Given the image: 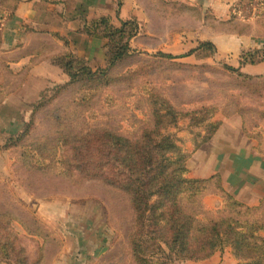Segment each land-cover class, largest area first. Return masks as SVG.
<instances>
[{
  "label": "trees",
  "instance_id": "trees-1",
  "mask_svg": "<svg viewBox=\"0 0 264 264\" xmlns=\"http://www.w3.org/2000/svg\"><path fill=\"white\" fill-rule=\"evenodd\" d=\"M116 7L118 14L120 6ZM131 23L121 21L120 27H115L108 17H101L85 26L82 32L86 35L106 40L103 66L92 71L84 58L70 52L54 58L53 64L63 71L67 81L44 90L39 100L30 105L32 116L69 89H74L75 97L67 106L51 112L50 132L31 137L29 132L34 123L31 118L18 134L6 139L1 150L16 153L14 168L22 174L62 179L75 190L92 184L122 197L129 205L132 222L120 251L113 254L119 257L116 264L199 262L225 247L231 248L237 264H264V237L261 235L264 232V198L259 205L248 206L224 188L219 175L189 178L190 155L178 145L177 136L168 132L177 127L179 120L187 118L192 127L202 129L195 134L193 147L196 151L219 128V123L211 121L217 111L215 106L200 104L183 111L156 87L149 88L142 83L139 91L145 108L137 109L141 113L145 111L146 120L135 118L139 124L134 132L91 120L99 116L95 106L111 100L105 90L124 85L135 76L134 71L121 68L131 56L129 42L136 35V26ZM212 49L210 42L197 47V50ZM155 57L169 62L177 58L162 52ZM242 57L252 65L264 62V52L259 50H250ZM225 68L239 86L261 96L264 77L236 71L230 66ZM246 111L244 104L235 102L234 113L245 117ZM254 113L264 120V108L256 106ZM252 138L264 152V130ZM207 195L222 199L216 217L209 216L211 214L202 207ZM32 221L33 227L28 221L20 222L25 234L30 239L48 240L51 235H43V230H39L40 222ZM14 223L19 221L12 213L0 211V264H43L42 249L38 248L31 257Z\"/></svg>",
  "mask_w": 264,
  "mask_h": 264
},
{
  "label": "rangeland",
  "instance_id": "rangeland-1",
  "mask_svg": "<svg viewBox=\"0 0 264 264\" xmlns=\"http://www.w3.org/2000/svg\"><path fill=\"white\" fill-rule=\"evenodd\" d=\"M121 2L122 0H117L118 8ZM132 5L131 14L136 13L128 20L132 25L135 24L136 35L129 42L131 56L122 63L121 68L134 71L135 76L124 85L105 90L111 100L95 106L99 115L96 119H91L92 111L88 113L92 121L114 129L134 132L139 124L135 118L146 120L145 111H142L145 115L143 116L137 109L145 108L139 86L146 83L149 88L156 87L183 111L200 104L215 106L217 111L211 121L219 123L218 130L221 127L223 129L224 124L227 127V122L230 128L235 129L241 124L243 134L250 140L257 132L264 130V120L261 116L260 120L254 113L256 106L259 109L264 108V90L260 97L249 93L245 87L239 86L233 74L225 68L230 66L236 71L244 72L241 67L252 65L242 57L252 49L243 50L234 56V51L229 50L232 44L222 40L227 33L239 32L241 29L231 22L222 21L215 14L212 15L209 9L200 7L197 0H134ZM259 20H262L261 28L264 30V13L256 19H244L246 22ZM215 36H218V40L205 39ZM101 40L104 48L106 40ZM205 42H210L213 49L197 50ZM161 52L177 58L171 62L160 61L155 56ZM104 53L103 49V61ZM103 61L96 67L86 66L95 71L103 66ZM259 67L255 66V70L249 73L256 72ZM261 76L264 77V74ZM81 96L80 94L77 97ZM73 97L74 89H69L46 108L33 116L30 113L24 123L31 118L34 120L30 136L38 137L50 132L52 120L49 115L54 109L67 106ZM235 102L246 106L245 117L233 112ZM21 128L14 131L15 134ZM201 130L192 127L187 118L179 120L177 127L168 130L177 136L178 145L190 155L187 176L188 168L193 171L196 166L197 175H205L210 171L209 158L214 154L213 151L207 147L200 149L206 143L196 151L193 147L195 134ZM15 134L0 136V211L12 213L19 221L13 227L23 236L22 243L30 256L34 257L40 248L44 253L43 264H116L119 257H113V254L120 251L131 229L132 214L128 203L113 191H107L100 186L87 184L83 189L75 190L65 180L26 175L15 170L16 153L1 150L6 139ZM256 143L260 151L261 145L257 141ZM231 154L222 151L221 155L226 159ZM203 165L205 168L202 169ZM230 194L234 197L231 192ZM221 205L222 203L219 207L216 205L213 210H207V207L205 209L211 214L209 216L216 217V211ZM33 219L40 222L39 230H43V235H51L48 240L41 237L30 239L25 234L20 222L28 221L33 227ZM76 254L78 257L74 259ZM110 259L112 260L108 262ZM180 264L197 262L184 261Z\"/></svg>",
  "mask_w": 264,
  "mask_h": 264
},
{
  "label": "crops",
  "instance_id": "crops-1",
  "mask_svg": "<svg viewBox=\"0 0 264 264\" xmlns=\"http://www.w3.org/2000/svg\"><path fill=\"white\" fill-rule=\"evenodd\" d=\"M133 1L122 0L116 14L117 0H0V136L15 134L14 131L19 130L30 116V105L39 100L40 94L67 81L63 71L53 64L54 58L70 52L84 58L89 67H96L103 61L101 38L86 35L83 28L101 17H108L111 25L119 26L121 21L135 15L136 12L131 14ZM241 1L197 0V3L222 21L241 29L240 34L230 32L222 38L232 44L229 50L234 51V56L255 48L264 52L262 20L246 22L244 19L247 18L238 16L234 7ZM217 37L205 39L218 40ZM255 66L260 67L249 73ZM261 69L264 70V62L241 67L250 75H263ZM225 125L200 148L207 147L214 153L209 158L210 171L197 175L196 166L193 171L188 168V176L209 178L219 174L224 188L237 201L257 206L264 198V152L258 150L255 140L243 134L241 124L237 129L230 128L228 122L227 127ZM222 151L232 154L225 159ZM221 203L219 196L207 195L202 200V207L213 210ZM261 235L264 237V232ZM77 257L76 254L74 259ZM197 264L237 262L231 248L225 247Z\"/></svg>",
  "mask_w": 264,
  "mask_h": 264
},
{
  "label": "built area",
  "instance_id": "built-area-1",
  "mask_svg": "<svg viewBox=\"0 0 264 264\" xmlns=\"http://www.w3.org/2000/svg\"><path fill=\"white\" fill-rule=\"evenodd\" d=\"M234 8H237L235 13L238 16L249 20L256 19L264 13V0H245L240 6Z\"/></svg>",
  "mask_w": 264,
  "mask_h": 264
}]
</instances>
